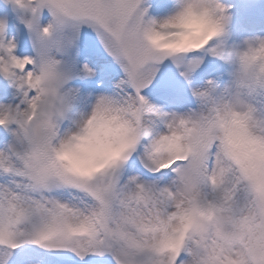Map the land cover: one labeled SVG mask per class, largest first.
I'll return each instance as SVG.
<instances>
[{
  "label": "snow or ice",
  "instance_id": "1",
  "mask_svg": "<svg viewBox=\"0 0 264 264\" xmlns=\"http://www.w3.org/2000/svg\"><path fill=\"white\" fill-rule=\"evenodd\" d=\"M12 2L33 13L25 23L38 44L45 40L41 33L65 27L78 34L86 25L94 33L124 73L115 86L120 91L99 95L95 104L120 106L133 131L118 168L91 176L68 172L56 157L67 135H59L67 105L58 90L70 77L43 50L36 60L18 58L15 45L0 35V75L26 89L23 110L0 106V127L16 124L12 135L21 145L0 150V264H41L33 249L61 261L107 253L114 264H264V122L246 126V140L257 143L237 150L205 104L215 85L190 86L200 64L190 54L206 49L216 56L219 45L171 58L152 49L145 35L157 20L144 19L142 0ZM43 8L53 19L39 28ZM3 29L0 23V34ZM165 60L189 85L195 110L163 111L141 95ZM81 70L92 75L86 64ZM28 90L35 93L30 98ZM133 161L152 174L170 172L171 182L160 186L130 175L120 183ZM185 217L191 222L183 238L170 245L173 225Z\"/></svg>",
  "mask_w": 264,
  "mask_h": 264
},
{
  "label": "clouds",
  "instance_id": "2",
  "mask_svg": "<svg viewBox=\"0 0 264 264\" xmlns=\"http://www.w3.org/2000/svg\"><path fill=\"white\" fill-rule=\"evenodd\" d=\"M227 8L221 0H176L175 10L157 20L156 26L146 33L145 40L152 49L169 58L175 53L200 50L225 34ZM50 35L41 33L40 38ZM260 41L264 39H245L243 47L224 49L219 46L216 56L234 67L229 73V82L219 91L215 86L205 100L237 150L251 148L257 143L246 140L244 133L246 126L257 120L254 112L249 115L254 108L247 97L257 86L264 85V44ZM132 131L130 118L120 106L100 107L94 103L74 130L68 131L63 138L57 162L68 172L80 176L118 168L126 159L124 152L131 143ZM190 222V217H185L182 223L173 225L176 235L168 241L170 245L183 238Z\"/></svg>",
  "mask_w": 264,
  "mask_h": 264
},
{
  "label": "rangeland",
  "instance_id": "3",
  "mask_svg": "<svg viewBox=\"0 0 264 264\" xmlns=\"http://www.w3.org/2000/svg\"><path fill=\"white\" fill-rule=\"evenodd\" d=\"M3 3L8 2L4 1ZM141 7L147 9L146 17L144 18L145 20L150 18L159 20L161 17L167 16L171 11L175 10L176 0H173L170 5L165 6H157L152 2V0H142ZM43 11H45V9L40 10L38 19L36 21V25L39 28H43L44 26L52 22V19H47L44 16V13L43 18H41V14ZM20 12L22 14V19L25 18V13H30V19H32L33 13L28 8H25L24 13H22V11ZM262 13H264V0L260 5L251 8L249 14L246 16V18H244L245 23L252 31V33L248 34L247 36H243V32L237 31L235 29L231 19L232 16L227 14L228 19L226 23L225 34L214 41H210L208 47L219 45L224 49H230L233 47H243V41L245 39H264L263 37L259 38L258 35L253 33L252 28L254 24H258L261 22L256 19V16ZM25 19L28 21V17ZM0 23L4 25L3 33L0 35H2L5 43L11 41L15 45L13 54L18 58L28 56L36 60L38 59V52L43 50L45 54L59 61V68L62 71L66 73H70L72 71L79 72L82 77H88L90 79L94 78L95 73L101 72V66L103 64H109L110 62L106 60L102 55H96L94 53V50H92V54H84V57L80 58L78 57V53L76 52V50L68 51L67 49H64L67 39L70 38L67 41L69 44L72 36L76 35L72 32L71 29L67 27L63 29H56L48 38L38 44L36 31L32 30V32L27 33L25 36L24 32H22L17 23L13 20L12 16L0 13ZM85 27L87 26H81L78 33L79 35L86 36L91 34L92 31L89 28L83 29ZM25 41H27L28 43H26ZM24 43L29 47L27 52H19L20 47L24 45ZM91 45L94 48L100 47L96 38L93 40V43H91ZM80 50H83V48H80ZM63 54H65L66 57H63ZM195 54H202L204 57H206V59H199V66L189 77V80L191 82L190 86L194 88L204 89L207 87L208 82L211 81L216 86L217 91H219L225 86V84L229 82V73L232 71L234 65L230 64L229 67L222 68L221 71L216 74L207 75L205 72H203L204 67L208 66L210 68L215 61L217 62V56L211 55L207 52L206 49ZM190 55L193 56V54ZM167 62L168 60H165L163 62L164 65L160 66V71L157 73V77L154 79L171 84H176L179 87L189 88V85L183 80V78L178 79L176 77L175 68L171 64V61L169 60L168 64ZM85 64L92 70V75H85L81 70L82 66ZM119 69L120 68H118L111 77L106 79L104 84H100L102 86H100L99 84L93 85L91 87H73L75 85H67L62 86L61 89L58 90L59 95L64 98V101L67 105L63 118L58 121L59 135H64L66 132L74 130L76 123L79 122L82 117L86 116L89 113L93 104L95 103L96 98L101 95V93H104L103 95H113L114 93L120 91V89H117L115 87L116 84L124 78L123 71ZM4 80H6L7 82H5ZM25 90L26 89L18 88L13 80L6 79L4 76L0 75V106H8L10 108H16L18 106L19 109L23 110L26 107V105L22 102L24 100ZM3 94H8L9 96L7 98H2L1 95ZM34 94V91L28 90L29 98ZM141 95L143 94L141 93ZM145 97L150 103L156 104L157 106L161 107L163 111H187L189 108L195 110L198 106V101L197 105L193 107L186 104L179 97L169 93L153 92L149 96ZM247 100L254 108V118H256L260 122H264V86H257L256 89L247 97ZM11 125H13V129L10 130L5 139L0 141V150L6 149L9 144H15L17 148L21 147V145L16 144L15 138L12 135L13 131L16 130L18 126L12 123L9 125V127ZM1 129H3V127H0V131ZM23 146L26 147V144ZM130 175H138L140 179L146 180L142 178L140 173L137 172L131 165L127 164L125 165V168L121 174L120 183H124L127 180V177ZM171 179L172 175L156 179V181L160 186H164L168 185L171 182ZM32 251L35 257L41 261V264H52L50 260H46L44 256H42V254L37 250ZM111 261L112 264H114V261Z\"/></svg>",
  "mask_w": 264,
  "mask_h": 264
},
{
  "label": "bare ground",
  "instance_id": "4",
  "mask_svg": "<svg viewBox=\"0 0 264 264\" xmlns=\"http://www.w3.org/2000/svg\"><path fill=\"white\" fill-rule=\"evenodd\" d=\"M171 12H173V11H171ZM171 12H170V13H171ZM170 13H169V14H170ZM169 14H168V15H169ZM258 37H259V38H262V37H260V36H258ZM263 38H264V36H263ZM253 40H254V39H253ZM100 93H101V92H100ZM101 94H104V93H101Z\"/></svg>",
  "mask_w": 264,
  "mask_h": 264
}]
</instances>
